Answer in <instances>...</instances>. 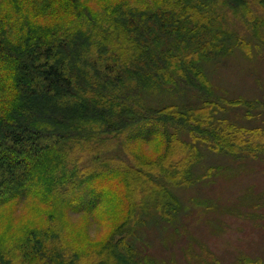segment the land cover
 Segmentation results:
<instances>
[{
  "label": "trees",
  "instance_id": "1",
  "mask_svg": "<svg viewBox=\"0 0 264 264\" xmlns=\"http://www.w3.org/2000/svg\"><path fill=\"white\" fill-rule=\"evenodd\" d=\"M71 6L68 21L48 19ZM222 6L264 48V0H0V207L37 199L53 206L52 213L96 209L107 190L98 182L116 174L117 160L102 145L110 137L123 145L148 137L132 136L136 127L160 128L188 147L182 169H163L168 188L156 185L162 196L151 206L161 214L153 224L177 219L180 202L170 182L203 179L193 173L201 157L196 143L235 156L264 154V126L230 121L226 131L213 125L226 121L216 115L228 106L246 107L249 117L264 106L263 99L226 97L209 77L215 61L223 64L235 47L252 54ZM251 133L263 143L254 146ZM86 156L90 164L80 167ZM136 214L119 236L70 257L57 230L34 225L19 244L20 256L0 247V264H161L141 237L145 220Z\"/></svg>",
  "mask_w": 264,
  "mask_h": 264
},
{
  "label": "rangeland",
  "instance_id": "2",
  "mask_svg": "<svg viewBox=\"0 0 264 264\" xmlns=\"http://www.w3.org/2000/svg\"><path fill=\"white\" fill-rule=\"evenodd\" d=\"M258 10L260 16L261 9ZM60 11L53 12L48 19L67 20L75 9L63 7L58 15ZM219 12L224 13V17L226 15L231 30L251 43L252 54L245 56L243 50L235 47L223 64L215 61L209 71L215 89L225 93L226 97L264 100V48L256 47L251 30L235 21L225 6ZM115 71L112 74H116ZM126 90L125 87L123 91ZM164 96L166 98L167 94ZM247 110L243 106H228L216 115L222 119L226 117V121H215L213 125L226 128V131L231 122L246 129L263 128L264 106L251 111L255 117L247 116ZM139 132L148 137H139L130 143L126 141L124 145L118 143V137L109 139L106 135L107 143L102 146L117 160L111 166L112 173L116 174H111L108 180L95 181H99L98 186L106 184L107 187L99 207L78 211L60 209L52 213L53 206L44 205L37 199L5 204L0 207V247L18 257L21 253L19 244L26 231L34 225H49L60 233L59 238L68 248V257L76 250L88 254L103 245V240L110 235L119 236L123 222L135 211L136 218L145 220L141 225V237L161 264H264V154L253 156L243 152L235 156L213 150L207 143H196L201 157L196 161L193 173L203 179L189 186L175 185L177 179L170 182L169 189L180 202L177 219L174 223L159 221L153 224L151 220L161 214L151 205L162 196L156 191L165 185L167 175L163 169L166 166L182 169L188 147L166 139L160 128L145 126L138 131L136 127L132 136ZM259 137L255 133L249 134L254 146L263 143ZM89 158L86 156L80 167L90 164ZM212 166L215 169L213 175L204 178ZM89 199L82 198L83 204L87 205ZM144 202L149 203L143 206ZM152 210L156 211L154 215ZM54 243L50 242V245Z\"/></svg>",
  "mask_w": 264,
  "mask_h": 264
}]
</instances>
